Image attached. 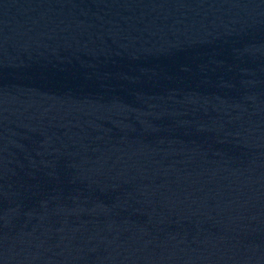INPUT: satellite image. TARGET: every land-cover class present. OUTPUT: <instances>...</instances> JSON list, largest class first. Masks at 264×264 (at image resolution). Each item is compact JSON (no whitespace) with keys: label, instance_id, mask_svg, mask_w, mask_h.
<instances>
[{"label":"water","instance_id":"water-1","mask_svg":"<svg viewBox=\"0 0 264 264\" xmlns=\"http://www.w3.org/2000/svg\"><path fill=\"white\" fill-rule=\"evenodd\" d=\"M0 264H264V0H0Z\"/></svg>","mask_w":264,"mask_h":264}]
</instances>
